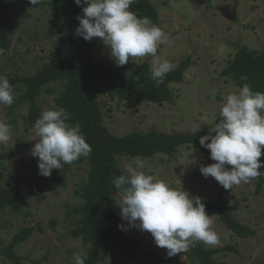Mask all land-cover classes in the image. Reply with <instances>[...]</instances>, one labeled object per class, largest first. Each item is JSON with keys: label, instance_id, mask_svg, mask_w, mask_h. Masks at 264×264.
<instances>
[{"label": "rangeland", "instance_id": "1", "mask_svg": "<svg viewBox=\"0 0 264 264\" xmlns=\"http://www.w3.org/2000/svg\"><path fill=\"white\" fill-rule=\"evenodd\" d=\"M151 1L158 13L157 22L152 23L168 36L167 42L159 45L157 55L173 64L190 57L183 80L170 84V99L161 104L135 98L119 100L108 92L100 93L94 85L89 86L87 93L98 101L103 123L116 136L149 129L168 133L200 130V137L207 135L226 95L240 88L230 76L221 74L227 61L243 45L264 53V0ZM11 3V11L0 18L1 24L6 20L5 30L11 38L10 48L0 55V76L7 79L15 74H33L43 63L56 60L51 51L57 45L65 47V38L55 33L61 15L51 8L49 0H42L40 5H31L29 0H11ZM91 41L95 59L117 71L137 65L129 61L117 66L110 49L100 38L94 37ZM143 61L151 67L152 57L139 58L138 64ZM17 86H12L13 104H0V121L10 125L11 136L7 144H0V152L14 151L10 159L0 162V170L4 172V184L21 191L28 203L29 215L9 208L0 209L3 223L0 246L9 243L19 228L31 225L35 228L32 234L14 247L22 257L21 264H73L74 255L83 254L86 245L79 237L67 235L75 218L66 216L65 205L81 202L74 190L86 179L88 163L71 167L55 192L45 189L40 193L38 158L31 155L38 137L34 124L26 122L28 107L25 102H19L21 89ZM50 87L55 89L52 93L41 90L37 98L40 115L44 110L58 108L54 98L61 92L62 85L56 82ZM219 119L218 116L215 122ZM136 158L143 163V168L137 170L165 181L173 189L186 191L191 197L212 200L221 195L227 206L233 207L234 218L254 230L252 236L239 237L219 221L216 213H209L211 230L218 235L219 243L215 246L202 243L211 248L229 245L238 249V252L219 251L214 255L216 260L225 264H264V184L259 192L256 179L226 190L213 177L205 178L199 171L200 166L214 161L210 159V150L200 143L179 145L170 155L117 156L116 160L120 169L127 172L129 165L136 167ZM260 160L264 161L263 155ZM114 197L118 206H122V193H115ZM117 213L121 218L119 209ZM121 221L128 224L122 218ZM124 233L138 240L145 249H155L160 256L168 257L166 249L158 247L150 233L134 226ZM168 258L171 260L160 264H192L185 253ZM0 264L12 262L0 255ZM97 264L122 262L113 249H103ZM129 264L139 263L131 260Z\"/></svg>", "mask_w": 264, "mask_h": 264}, {"label": "trees", "instance_id": "2", "mask_svg": "<svg viewBox=\"0 0 264 264\" xmlns=\"http://www.w3.org/2000/svg\"><path fill=\"white\" fill-rule=\"evenodd\" d=\"M211 0H208L210 2ZM51 8L61 15V23L55 33L65 38V47L57 45L51 55L56 60L43 63L33 74H15L8 80L12 86L16 84L21 89L19 102L28 107L25 119L33 125L40 116L38 96L41 90L52 93L55 89L52 83L60 82L61 92L55 96L56 107L63 108L68 116V123H79L80 130L90 144L92 152L88 157L81 156L72 164H63L60 169H53L50 176L40 175L38 189L56 191L67 171L83 162L88 163L86 179L79 183L74 190L75 196L81 199L79 204L65 205L67 217H74V225L68 229L67 235L79 237L86 249L85 264H97L103 249H113L121 259L122 264L131 260L139 264H160L171 260L160 256L155 249H145L138 240L126 235L130 229L123 224L118 216L120 209L114 197L122 193L115 188L113 180L125 175L117 164V156L147 158L155 153L172 154L182 144L199 143L200 130L191 133H168L149 129L147 131H131L124 135L112 134L103 123V114L98 101L88 95L90 85H94L100 93L108 92L111 97L119 100L142 99L161 104L171 97L170 84L181 82L183 73L190 63V57L176 61L179 67L168 73L163 84L155 86L150 77L149 63L143 61L133 68L117 71L113 66L95 59L92 41H85L75 34L79 25L78 15H82L83 5H77L75 0H49ZM12 9L11 0H0V18ZM139 18H148L157 22L158 13L151 0H136L130 6ZM6 20L0 22V49L7 50L11 38L5 30ZM131 71L132 76H127ZM221 74L230 76L234 83L242 87L248 83L253 91L264 92V53L256 49L241 46L227 61ZM107 84L104 88L99 85ZM18 102V104H20ZM13 150L0 152V162L10 159ZM264 160V150H263ZM264 171V167L260 169ZM264 184V175L256 178V191L259 192ZM207 214L216 213L220 222L239 237L252 236L254 230L233 216V207L227 206L221 195L212 200H201ZM27 201L19 189L4 184V172L0 170V209L9 208L13 212H24ZM124 225V229L118 227ZM3 223L0 222V228ZM31 225L19 228L6 245L0 246V255L12 264H21L22 257L14 251V247L32 234ZM126 229V230H125ZM238 252L235 247L224 245L211 248L202 242L196 243L185 253L186 258L198 264H225L218 261L214 255L219 251Z\"/></svg>", "mask_w": 264, "mask_h": 264}, {"label": "clouds", "instance_id": "3", "mask_svg": "<svg viewBox=\"0 0 264 264\" xmlns=\"http://www.w3.org/2000/svg\"><path fill=\"white\" fill-rule=\"evenodd\" d=\"M135 2L75 0L77 5H83L75 34L85 41L100 38L117 66L129 61L139 65V58L152 57L150 77L159 87L179 65L157 55L159 45L166 43L168 36L150 19L139 18L130 10ZM29 3L40 5L42 0H29ZM3 53L0 49V55ZM132 75L131 71L127 73ZM12 92L9 80L0 76V104L11 106ZM217 117L209 133L199 139L214 161L201 165V174L205 178L213 177L226 190L264 175L260 170L264 167V161L260 160L264 149V92L253 91L250 84H243L236 92L226 95ZM67 121L65 110L55 107L44 110L36 119L33 129L38 139L31 155L38 158L40 175L50 176L53 169L72 164L92 152L79 123L71 125ZM10 139V125L0 121V144H7ZM135 164L136 167L129 165L125 175L113 180L123 195L119 206L121 218L129 226L150 233L155 244L166 249L168 257L186 253L199 242L208 246L219 243L201 198L191 197L186 191L173 189L165 181L137 170L143 168L139 158ZM118 227L124 229V225ZM85 259L86 255L75 254L73 264H85Z\"/></svg>", "mask_w": 264, "mask_h": 264}]
</instances>
